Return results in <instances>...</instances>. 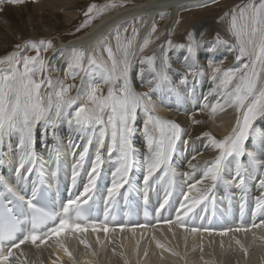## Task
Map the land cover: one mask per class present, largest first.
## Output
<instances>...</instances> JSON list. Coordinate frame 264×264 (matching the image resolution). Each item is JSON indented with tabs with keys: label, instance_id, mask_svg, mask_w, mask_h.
<instances>
[{
	"label": "bare ground",
	"instance_id": "obj_1",
	"mask_svg": "<svg viewBox=\"0 0 264 264\" xmlns=\"http://www.w3.org/2000/svg\"><path fill=\"white\" fill-rule=\"evenodd\" d=\"M83 1L91 0H24V3L21 5H5L4 10L0 13V59H4L6 53L10 50L9 47L12 42V35H10L9 29L10 25L13 24V22H11L12 19H21L27 14L28 17H31L32 14H30V12H40L39 15H37L39 18L45 17V15L49 13L51 17L56 18V16H58L57 18L60 20L62 15L64 17L63 22L70 24L77 18L76 16H79L76 9L78 10V5ZM211 1L212 0H140L133 4L109 10L86 31L67 40L59 36H52L50 30H48L50 32H47L46 27L48 24H44L45 21L44 23L35 22L37 23V27H35L43 32L45 31L47 37L41 40L35 36V32H32L31 41L34 39L40 44L41 41L47 42L57 38V40L51 41V47H48L47 51L44 50V48L47 47L46 44L40 46L41 55L49 65L50 71L56 75L54 83L58 80L65 81V79L69 78L68 76H71L70 72L75 70L69 68L72 62V49L81 48L86 55L95 54L92 55L95 57L97 55L96 59L98 63H102L105 67L111 69V60L105 50V41H107V44H112V40L109 42V39L114 40V35L120 33L123 28L129 27L132 28V31H134L137 26L140 28L141 35L138 41V49H140V47H142L141 44L143 45L145 39L150 34L153 25H155L159 19H162L164 23L160 29V34L163 35L164 38H167L172 32V27L179 19L181 12L189 7L194 9L203 7L206 4L209 5ZM207 23H209V21L198 22L193 27L194 32L199 34ZM27 25L30 29L34 27L31 21H28ZM26 44L27 42H25L24 45ZM30 48V46H27L24 47L23 50L17 51H20L21 55H24ZM139 51L137 52L139 53ZM171 54V62L177 65V70L173 75L167 72L170 82L161 84L159 88L155 87L156 72H154L152 68L147 67L138 57L129 75L132 87L136 92H150L155 104V110L151 113L152 115L159 117L161 120L174 121L184 129L180 140L176 144V150L172 153L170 168L180 170V178L183 182L186 185H192L203 179L204 172L207 166H209L208 162L213 161L219 155V150L211 146L210 138L205 136L204 133H211L212 137H215L217 140H222L231 133L233 127L236 125L237 119L242 116L241 111H238L235 106L226 107L223 111L217 110L213 115L212 108L216 107L217 102L219 101L221 104L224 103L221 94L222 90L217 88L216 82L206 77L203 73L202 75L196 74L188 76L185 84H179L182 83L181 80L184 79L186 74L189 72L193 73L192 70L202 67V69L205 70L204 73L208 74V71L211 70L210 64H214L232 55L224 54V52L220 50L213 52L206 51L204 54L199 52L195 60H193L189 56V53H182V51H173ZM197 58L200 60L198 61ZM116 59L118 62L117 71L119 72V69L122 68V63H120L122 57L120 56ZM233 60V63H235V57ZM163 61L164 59L160 60L156 68L157 70L162 67ZM6 66L7 65H4V67ZM228 68H230V66H228ZM105 75L106 73L103 68L94 67L89 69L87 58L85 59V71L79 72V75L76 76L78 81H80L79 85L76 83V86L70 91L72 92L70 93L71 97H80V99H77L76 104L68 110L70 113L69 117H62L54 125H46L44 121H40L35 125L33 133L34 142L31 145V151L35 153V159L34 164L30 166L43 167V163L39 162V159L52 157L53 164L56 167L66 168L69 171L75 172L79 166L75 164L74 154L77 152L82 154L85 147H87L88 151L84 159L86 162L84 171L87 177L85 178L86 181H90L93 176H95V183L97 181V175L90 174L92 159L89 156L96 157L97 151H99L100 154L99 167L111 172L114 170L116 173L121 163L119 159L120 153L119 151L112 150L110 127L104 139V146L99 147L97 138L92 135L91 130H79L74 120L72 123H69V120L72 119L71 114H74L75 109L82 102L83 93H86L93 86H99L103 91V95L106 96L110 87L116 88L122 83L121 80H117L114 84H105ZM150 89L154 90L150 91ZM52 91L53 89L46 91L45 87H43L41 95L46 99L47 94ZM53 99L55 101V98ZM108 114L109 112L106 110L103 114L105 119ZM148 120L149 113H145L142 109H137L136 119L132 124V163L129 171H131L132 168L138 171L147 170L149 159L152 156V150L148 146V135L151 133L155 140H159L160 138L158 128L154 129L153 125L148 123ZM194 121H200V123H194ZM100 127L103 126H96L97 136ZM262 136H264V116H258L252 123L249 138L245 141V148L248 151L256 152L257 158L260 160H264V149H260L255 143V140ZM90 139L91 143H89ZM20 141V133H12L4 137L3 144L0 145V154L3 164L6 167L9 165L10 168H16L21 164L19 160L25 158L27 145L25 148H22L20 146ZM153 148H155V144ZM66 150H69L68 152L70 154L68 156L64 154ZM239 161L240 164L248 169L249 173L252 172L253 165L247 155L240 157ZM236 167V159L234 157H228L224 162L222 180L216 181L214 187H212L213 182L211 180H203V184H197V187L203 189L211 188L210 193L216 198H218L220 194L227 193L246 196H264V189L259 185L261 174L259 172L254 176L242 174L245 180V188H241L237 186L240 178L236 176ZM160 168L161 170L158 173L157 169L151 176L154 181L168 177V175H165V172L169 171L168 166L161 165ZM227 181H231V183H227ZM237 188L240 190L234 192ZM219 190L222 192L216 193ZM238 197L241 196L238 195ZM261 221H264V218L260 220V222ZM167 225V223H163L160 227H167ZM186 228L185 226L182 231L166 233V235L160 239V242L164 245V247L161 248V253L167 255V258H169L168 262L164 261L163 263L152 249L148 250L143 246H138V248L134 249L135 245L131 244L132 240L123 242V250L132 252L133 255L130 259H135L136 264H264V227H250V230L247 232H229L228 234L231 235V237L228 239L215 237L217 233L213 231L211 234L205 232L206 235L205 238H203L199 232L193 233L190 230L186 231ZM146 230L149 229L146 228ZM73 236L80 239L79 244L81 246L85 245L81 243L84 238L82 234H73ZM67 238L72 239L70 236H67ZM237 239L240 240L244 248L247 249V253L236 243ZM151 240H153V238H151ZM149 246L151 245L149 244ZM113 247L115 249L112 250L111 245L108 246L104 243L99 251L95 250L90 254L87 252L82 254L81 251L78 250L76 252L77 260L74 262L64 250L54 248L51 243H47L35 248V251L40 254L41 258L35 256V259L32 258V262L33 264H41V262L44 264H63L62 261L68 259L65 264H82L81 262L85 263V261H90L92 264H131L127 260L124 262L118 261L121 249L115 246ZM167 247H175V250L179 251L182 257L176 260L174 255L170 254ZM59 252L60 255H57ZM47 253L53 256V259H47L45 255ZM113 255L116 256L117 259L113 258Z\"/></svg>",
	"mask_w": 264,
	"mask_h": 264
},
{
	"label": "snow or ice",
	"instance_id": "obj_2",
	"mask_svg": "<svg viewBox=\"0 0 264 264\" xmlns=\"http://www.w3.org/2000/svg\"><path fill=\"white\" fill-rule=\"evenodd\" d=\"M24 0H0V11L4 10L5 5H21ZM123 4L114 2L98 6L92 4L89 6L85 16L89 19L81 25L87 27L92 20L98 16L104 15L110 9L123 7ZM95 13V15H90ZM230 32L235 38V43L230 45L233 50L238 52L237 60L247 57V62L241 67L222 69L218 65L209 66L212 68V80L216 82L217 88L221 89L224 103L217 102L216 107L212 108L213 115L217 110L223 111L226 107L235 106L238 111L243 113L242 117L238 118L236 125L231 133L225 136L222 140H217L211 136V133H204L211 140V146L219 150V155L208 162L204 177L202 180L189 187V195L193 190L200 193L199 197L193 200L192 206L202 203L208 199V193L211 188H205L201 191L197 184H203V180H211L212 187L215 182L223 179L224 162L228 157L236 159V176L239 177L238 187L245 188V180L242 174L254 176L257 172L261 174L259 185L264 189V160L257 158L256 152L248 151L245 148V141L249 138L253 121L258 116H264V0H248V3L237 6L230 13ZM80 29H77L79 31ZM151 31H156V26L153 25ZM135 32V30H134ZM138 35V33H136ZM117 48L123 53L120 63L122 68L118 69V62L113 52L112 47L107 46L105 41L108 57L111 60V69L105 67L104 64L98 63L95 56H87L88 68H103L106 73L104 83H115L121 80L122 83L116 88H109L106 96L102 95V90L99 86L91 87L86 93H83L82 102L77 106L72 115L75 125L81 131L91 130L92 135L97 138L99 147L104 146V139L108 134V129H111V146L112 150L119 151L120 167L116 171V179L113 180L112 187L109 189V197L118 192L127 183V175L131 168V136L133 133L132 124L136 119L137 109H142L145 113H149L148 123L153 125V128H158L160 133L159 140H155L153 135H148V146L152 150V156L147 165V175L144 183L147 185L148 180L153 173L161 167L167 165L170 170L171 156L176 150V144L181 138L184 129L171 120H161L159 117L152 115L155 110V104L152 100L150 92L138 93L134 90L131 84L130 72V55H133L131 49L135 42V36L132 40L126 43L121 42V37L116 36ZM190 44L187 47L189 56L195 60L198 42L189 35ZM150 41L145 39L140 51L148 46ZM218 44H228V41L217 38ZM47 45L44 48L47 51L51 47V41H41L40 45ZM169 47L173 46L171 41H168ZM30 46L36 49V55H21L20 51H13L4 59H0V145L3 144L4 137L12 133H20V146L27 150L25 158L22 160L20 167L23 168L25 163L34 164L35 153L31 151L33 144V133L35 125L40 121H44L46 125H54L62 117H69V109L76 104L80 97H71L70 90L75 87L74 84L66 85L64 81L58 80L55 83L51 77L36 79L37 76H42L46 69V61L40 55V49L36 42L28 41L26 45H16V48L22 49ZM177 47H183L178 45ZM86 54L83 50L72 49L70 69H75L70 72L71 78L74 80L79 72L85 71ZM187 59V58H186ZM147 63L156 72V88L161 84L170 82L167 74V69L170 67L165 54L162 67L157 70L155 67V57L147 58ZM7 65V67H2ZM196 75V73H192ZM202 75V73H200ZM187 82V76L184 77L182 83ZM53 89L47 94V98L41 95L42 86ZM154 89H150L152 91ZM55 98V101L54 99ZM108 110L109 114L105 119L104 113ZM51 113V115H50ZM200 123V121H194ZM100 127L97 136L96 126ZM147 131V128H146ZM91 143V139L89 140ZM255 143L260 149H264V136L256 138ZM155 144V148L153 145ZM87 147L80 156V161L85 159L87 155ZM247 155L252 162L253 170L251 173L248 169L240 164L239 158ZM100 165V154L97 151L96 165L92 172L98 176V168ZM194 167V166H193ZM30 170V169H29ZM74 172L73 180L75 181ZM168 175V172H165ZM231 183V181H227ZM0 184L8 192H11L19 201L25 202L24 197L19 195L13 188L8 186L2 178ZM95 187V176L90 180L88 187L84 189V194H87ZM36 197V189L33 190L32 199L26 201L27 207L32 210L31 229L27 232H22L20 224L22 221L13 213L11 208L7 206L0 209V264H24L21 260L23 252L17 255V250L21 245L31 243L39 247L40 244L46 243L56 238V243L60 248L72 258V253L68 251L65 245L60 241V237L67 232L84 233L89 230L93 232H110V229L105 225L91 223L85 226L81 221H87V217L83 215L80 198L75 200L70 199L66 205L62 207L61 212L45 211L37 208L32 203ZM189 196L184 197L188 200ZM87 203V201H83ZM167 203V200L164 202ZM163 207V205H161ZM183 208L184 205H181ZM243 208V205L241 206ZM264 209V196L257 198L256 211ZM192 208H188L184 215L187 216ZM75 213L73 216L72 213ZM107 219V212H105ZM177 220L183 226V219L178 215ZM49 222H51L49 224ZM169 224L172 221H168ZM144 227V225H141ZM253 228L264 227V221L260 224L251 225ZM123 230V227H121ZM190 230L193 233L201 231V229L192 227ZM249 228L243 226L235 228H227L220 231L221 236L227 235L229 232H247ZM134 231V229H133ZM203 231L209 234L214 229L204 228ZM99 242V238H97ZM40 242L39 244L37 242ZM81 243L88 246L86 240ZM241 249L247 253V249L241 244L240 240H236ZM158 247L163 248L164 245L157 241ZM146 254V253H145ZM175 254V253H174Z\"/></svg>",
	"mask_w": 264,
	"mask_h": 264
},
{
	"label": "rangeland",
	"instance_id": "obj_3",
	"mask_svg": "<svg viewBox=\"0 0 264 264\" xmlns=\"http://www.w3.org/2000/svg\"><path fill=\"white\" fill-rule=\"evenodd\" d=\"M137 1H140V0H91V1H83L82 3H80V5H78V10L76 9V12L79 13V16H76L77 18L75 20H73L70 24H66L63 22L64 17L61 14H59L62 17L60 20L57 18L58 16H56V18H57L56 19L55 17H51V15L49 13H47V15H45V17L39 18V16H37V15H39L40 12H36V13L30 12V14H32V16L34 15L33 17L32 16L28 17V14H27V15H24L23 18H21V19L14 18L11 20V22H13V24L10 25V29H9V33H10V35H12L11 36L12 42L10 43V47H9L10 50L6 53L5 57H7L13 51L18 50L16 48V45H18V44L24 45L25 42H28V40L31 41L32 32H35V36H37L41 40L47 37L45 35L46 34L45 31H44L45 32L44 33L42 30H39L38 28H36L37 23H35V22H43L44 23V21H45L44 24H48V26H49V27L48 26L46 27L47 32L51 31L52 36H56V37L59 36V37H62V39L67 40V39H70L72 37H76L77 35L83 33L89 27H91L94 22H96L99 18H101L103 16V15L98 16L97 18L93 19L91 24L88 25L87 27H81V25L84 24V22L89 19L88 16H85V12H87L90 5L96 4L98 6H101V5L112 3V2H114L118 5L119 4L128 5V4H133ZM207 1H209V0H207ZM200 3H203V2H200ZM210 3L211 4H209V5L206 4L200 8L198 7V8L193 9L192 7H189L188 9H185V11L181 12L179 19L177 20L175 25L172 27L173 30L169 34V36H167V38H164L163 35L160 34V29L164 23H163L162 19H159L155 24L156 31L154 33L151 31L150 34L147 36L146 39H148L150 41V43L148 44V46L146 48L143 49V51H139L140 49H138V46H139L138 41H139L140 35H141L140 34V28L137 26L135 28V32L132 31V28H129V27L123 28V30L117 34L121 37L122 43H126L127 41L132 40L133 37L135 36V42L133 44V48L131 49L132 53H134V54L130 55V57H129L130 65H131L130 71L132 69L133 64H135V62H136L135 60L137 57L140 58V61L144 62L147 67H150L149 64L147 63V58L155 57V67L157 68L158 63L160 62L161 59H164L165 54L167 53V55H166L167 61H168V64L170 65L167 72L173 75L177 70V65L175 63L171 62L172 61V57H171L172 54L171 53L173 51H178V52L182 51V53H188L187 47L190 44V41H189V35L190 34L195 39V41L198 42L196 56L199 54V52L204 54V52H206V51L207 52L208 51L213 52V51H219V50L224 52V54L232 55L231 57H228V58L223 59L221 61H217L216 63H214L212 65H218L222 69H229L228 66H230V68H237V67H241L243 63H246L247 57H244L241 60H237L236 57L238 55V52L236 50H233L230 47V45L235 43V38L232 36V34L229 30V28H230V15H225V14L230 13L231 10L237 6H242L246 3H248V0H216V1L212 0ZM0 13H2V11H0ZM178 13H179V11H178ZM90 15L94 16L95 13H92ZM29 18H30V20H29ZM51 19H52V21H51ZM56 20H59V21H56ZM28 21H31V23L34 26L33 28L30 29V27L27 25ZM200 21H209V23H207L203 27V29L201 30V32L199 34H196L193 30V27H194V25H196ZM34 23H35V25H34ZM53 23H54V25H53ZM32 29H33V31H32ZM77 29H80V30L77 31ZM48 30H50V31H48ZM136 33H138V35H136ZM117 35L116 34L114 35V40L109 39V42H110V40H112V42H113L112 44L111 43L107 44V46L112 47L116 58H118L120 56L123 57V53L117 48V40H116ZM196 36H198V37H196ZM218 37L222 40L228 41V44H218L217 43ZM55 40H57V38H55ZM55 40L53 39L51 41H55ZM168 41H171L173 46L169 47ZM32 42H36V40L33 39ZM140 43H141V41H140ZM36 44L38 45V47L40 49V55H41V47L40 46H43V45H40L37 42H36ZM114 44H115V46H114ZM178 45H183V47H177ZM141 46H143V45L141 44ZM23 49L24 48L19 49V50H23ZM77 50H82V49L77 48ZM137 51H139V53ZM24 55L35 56L36 55V49L30 48L27 52H25ZM91 55H95V54H91ZM153 55H155V56H153ZM87 56L88 55H86V58H87ZM96 57H97V55H96ZM234 57L236 60L235 63H233ZM197 60L199 61L200 59L197 58ZM46 65L47 66H46V69H45V72L43 73V75L37 76L36 79L39 80V79H43L45 77L50 76L54 82L56 75H54V73H52L50 71L49 65L47 63H46ZM204 71L205 70L202 69V67H198V69L192 70L193 73H196V74L203 73L206 77L211 78L212 68H211V70L208 71V74H205ZM192 75L193 74L191 72H189L185 76L188 77V76H192ZM68 77L69 78L65 79V81H64V83L66 85L74 84L76 86V83L79 85L80 81H78L77 77L74 80L71 78V76H68ZM153 80H155V79H153ZM179 84L183 85V83H179ZM43 87H45L46 91L50 90V88H47L46 85L42 86V89H43ZM72 90H73V88L70 91H72ZM70 93H72V92H70ZM41 94H42V90H41ZM102 95H103V91H102ZM242 115H243V113L241 112V116Z\"/></svg>",
	"mask_w": 264,
	"mask_h": 264
}]
</instances>
